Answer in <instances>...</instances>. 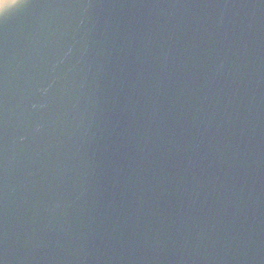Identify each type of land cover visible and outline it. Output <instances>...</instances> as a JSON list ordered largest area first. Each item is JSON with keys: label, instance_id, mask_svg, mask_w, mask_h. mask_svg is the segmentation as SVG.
<instances>
[{"label": "water", "instance_id": "obj_1", "mask_svg": "<svg viewBox=\"0 0 264 264\" xmlns=\"http://www.w3.org/2000/svg\"><path fill=\"white\" fill-rule=\"evenodd\" d=\"M0 264H264V0L0 16Z\"/></svg>", "mask_w": 264, "mask_h": 264}, {"label": "clouds", "instance_id": "obj_2", "mask_svg": "<svg viewBox=\"0 0 264 264\" xmlns=\"http://www.w3.org/2000/svg\"><path fill=\"white\" fill-rule=\"evenodd\" d=\"M22 2L23 0H5V2L0 5V16L5 15L9 9L18 6Z\"/></svg>", "mask_w": 264, "mask_h": 264}]
</instances>
